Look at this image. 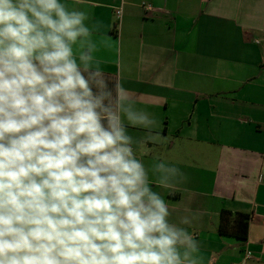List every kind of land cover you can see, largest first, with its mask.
Listing matches in <instances>:
<instances>
[{"label": "clouds", "instance_id": "clouds-1", "mask_svg": "<svg viewBox=\"0 0 264 264\" xmlns=\"http://www.w3.org/2000/svg\"><path fill=\"white\" fill-rule=\"evenodd\" d=\"M90 7L0 0V264H204L199 215L171 220L150 179L187 176L137 157L159 121L124 87L118 48L110 86Z\"/></svg>", "mask_w": 264, "mask_h": 264}, {"label": "crops", "instance_id": "crops-1", "mask_svg": "<svg viewBox=\"0 0 264 264\" xmlns=\"http://www.w3.org/2000/svg\"><path fill=\"white\" fill-rule=\"evenodd\" d=\"M90 11L110 86L118 48L124 87L159 121L161 141L137 157L187 176L165 189L150 174L170 219L199 215L189 231L204 264H264V0H91ZM222 211L248 215L245 241L219 235Z\"/></svg>", "mask_w": 264, "mask_h": 264}, {"label": "trees", "instance_id": "trees-1", "mask_svg": "<svg viewBox=\"0 0 264 264\" xmlns=\"http://www.w3.org/2000/svg\"><path fill=\"white\" fill-rule=\"evenodd\" d=\"M248 215L236 214L222 211L220 213L218 233L220 236L233 237L245 241L248 232Z\"/></svg>", "mask_w": 264, "mask_h": 264}, {"label": "built area", "instance_id": "built-area-1", "mask_svg": "<svg viewBox=\"0 0 264 264\" xmlns=\"http://www.w3.org/2000/svg\"><path fill=\"white\" fill-rule=\"evenodd\" d=\"M144 12L146 16H150L152 14V8L150 6H145ZM117 18H119V12H117Z\"/></svg>", "mask_w": 264, "mask_h": 264}]
</instances>
